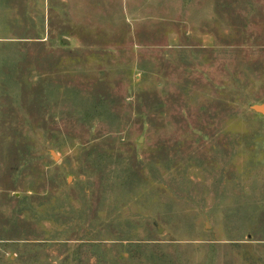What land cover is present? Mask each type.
<instances>
[{"label":"rangeland","instance_id":"374dc122","mask_svg":"<svg viewBox=\"0 0 264 264\" xmlns=\"http://www.w3.org/2000/svg\"><path fill=\"white\" fill-rule=\"evenodd\" d=\"M264 0H0V264H264Z\"/></svg>","mask_w":264,"mask_h":264},{"label":"water","instance_id":"95a60500","mask_svg":"<svg viewBox=\"0 0 264 264\" xmlns=\"http://www.w3.org/2000/svg\"><path fill=\"white\" fill-rule=\"evenodd\" d=\"M250 110L254 113L260 114L264 116V104L261 105H253L250 107Z\"/></svg>","mask_w":264,"mask_h":264}]
</instances>
